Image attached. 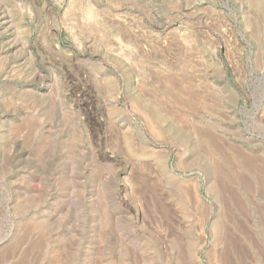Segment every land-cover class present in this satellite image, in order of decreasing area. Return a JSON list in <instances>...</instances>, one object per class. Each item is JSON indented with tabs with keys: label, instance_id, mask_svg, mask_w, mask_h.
I'll return each mask as SVG.
<instances>
[{
	"label": "rangeland",
	"instance_id": "1",
	"mask_svg": "<svg viewBox=\"0 0 264 264\" xmlns=\"http://www.w3.org/2000/svg\"><path fill=\"white\" fill-rule=\"evenodd\" d=\"M0 264H264V0H0Z\"/></svg>",
	"mask_w": 264,
	"mask_h": 264
},
{
	"label": "bare ground",
	"instance_id": "2",
	"mask_svg": "<svg viewBox=\"0 0 264 264\" xmlns=\"http://www.w3.org/2000/svg\"><path fill=\"white\" fill-rule=\"evenodd\" d=\"M228 28H229V27H228ZM229 29H230V28H229ZM222 30H223V29H222ZM227 31H228V30H227ZM231 31H233V30H231ZM225 32H226V31H225ZM225 32H224L223 34H225ZM229 32H230V31H229ZM220 33H221V32H220ZM227 34H228V33H227ZM227 34H226V35H227ZM229 34H230V33H229ZM221 36H222V35H221ZM227 37H228V36H227ZM227 37H226V38H227ZM234 37H235V36H234ZM224 38H225V37H224ZM230 39H231V38H230ZM232 39L234 40L233 36H232ZM227 40H228V39H227ZM234 41H235V40H234ZM234 41H233V42H234ZM233 42H232V43H233ZM229 43H230V42H229ZM232 43H231V44H232ZM225 44H226V43H225ZM225 44H224V46H226ZM226 50H227V46H226ZM226 50H225V52H226ZM236 51H237V50H235L234 53H236ZM228 52H230V51H228ZM225 54H227V53H225ZM227 55H228V54H227ZM230 55H231V54L229 53V55H228L227 57H232V55H231V56H230ZM235 56H236V55H235ZM238 56H240V55H238ZM233 57H234V56H233ZM236 57H237V56H236ZM239 58H240V57H239Z\"/></svg>",
	"mask_w": 264,
	"mask_h": 264
}]
</instances>
